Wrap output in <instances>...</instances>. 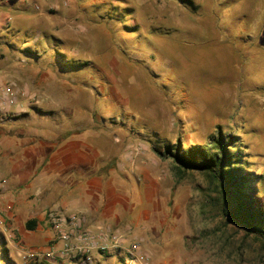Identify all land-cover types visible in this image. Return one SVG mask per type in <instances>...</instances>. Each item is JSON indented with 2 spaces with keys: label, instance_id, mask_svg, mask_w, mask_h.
<instances>
[{
  "label": "rangeland",
  "instance_id": "rangeland-1",
  "mask_svg": "<svg viewBox=\"0 0 264 264\" xmlns=\"http://www.w3.org/2000/svg\"><path fill=\"white\" fill-rule=\"evenodd\" d=\"M188 1L27 0L29 19L2 39L12 63L0 88L16 103L0 100V131L76 134L85 167L109 180L95 212L106 204L108 219L73 213L122 236L91 264H264L262 242L225 225L204 174L160 155L237 136L264 203V0ZM6 195L0 264H35L24 256L46 251L52 230H26Z\"/></svg>",
  "mask_w": 264,
  "mask_h": 264
},
{
  "label": "crops",
  "instance_id": "crops-1",
  "mask_svg": "<svg viewBox=\"0 0 264 264\" xmlns=\"http://www.w3.org/2000/svg\"><path fill=\"white\" fill-rule=\"evenodd\" d=\"M27 8V0H0V86L7 78L6 65L12 63L3 55L6 47L2 39L11 30L21 29L19 25L29 19ZM38 136L28 135L24 140L17 134V139L10 140L0 131V179L7 181L5 198L11 199L7 209L12 210L14 219L25 216V222L36 220L35 227L46 226L43 213L50 208L84 213L90 221L108 219L106 204L100 214L95 212L102 207L101 194L107 202L109 180L96 176L94 167H85L83 143L76 134L51 139ZM10 216L5 215V221Z\"/></svg>",
  "mask_w": 264,
  "mask_h": 264
},
{
  "label": "trees",
  "instance_id": "trees-1",
  "mask_svg": "<svg viewBox=\"0 0 264 264\" xmlns=\"http://www.w3.org/2000/svg\"><path fill=\"white\" fill-rule=\"evenodd\" d=\"M237 138L217 132L208 138L206 145L182 150L176 145H164L160 155L173 158L182 171L204 174L215 188L225 225L233 224L246 237L251 236L264 245V203L258 199L253 178L245 175L246 163ZM35 226L33 219L25 223L26 230L31 231Z\"/></svg>",
  "mask_w": 264,
  "mask_h": 264
},
{
  "label": "built area",
  "instance_id": "built-area-1",
  "mask_svg": "<svg viewBox=\"0 0 264 264\" xmlns=\"http://www.w3.org/2000/svg\"><path fill=\"white\" fill-rule=\"evenodd\" d=\"M1 104L16 103L14 94L8 88H0ZM7 181L0 179V191L6 189ZM46 221L53 233L50 246L41 253L29 252L25 260L43 264H91L93 254H106L110 251L111 242L122 239L119 232L111 231L101 225H89L85 215L66 213L52 208L47 211ZM137 245L132 244L131 250Z\"/></svg>",
  "mask_w": 264,
  "mask_h": 264
}]
</instances>
